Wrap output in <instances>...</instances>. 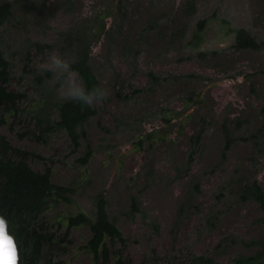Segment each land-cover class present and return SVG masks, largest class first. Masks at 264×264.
<instances>
[{"label":"rangeland","instance_id":"rangeland-1","mask_svg":"<svg viewBox=\"0 0 264 264\" xmlns=\"http://www.w3.org/2000/svg\"><path fill=\"white\" fill-rule=\"evenodd\" d=\"M37 1V0H26ZM60 3V0H49ZM73 14L56 9L46 18L33 17L27 26L10 24L3 28L4 46L12 55V72L8 90L25 92L29 81L23 71L26 68L44 69L47 57L56 50L38 53L30 51L25 60L20 56L21 44L26 37L45 43H54L53 30H62L84 19L91 10L117 5L118 0H75ZM196 12L188 21L186 38L170 42V31L180 29L179 11L185 0H123L125 7L122 25L125 27L115 45L101 38L93 46L92 64L102 86L108 90L107 98L96 104V116L86 129L80 147L74 149L59 130L49 134L34 131V121L14 120L6 113L5 124L0 126V136L14 148L37 154L27 155L30 168L42 172L51 168V181L59 185L72 183L70 201L53 208L44 216L50 233L63 234L65 227L56 230L51 223L57 216L74 214L82 210L90 215L92 196L101 191L108 200V214L128 239L125 245L115 244L112 250L120 249L123 264H157L167 256L177 255L185 262L192 254L206 255L220 264H234L239 255L253 251L244 244L264 231L258 225L257 207L253 203L242 204L232 199L227 207L216 204L219 192L227 198L241 179L256 178L264 191V154L257 156L251 145L239 141L220 159L221 124L223 118L247 119L248 124L237 131V136L246 128H254L262 120L264 107V49L260 52L240 51L232 47V29L245 28L259 41L264 42V0H192ZM113 10L107 19L108 25L116 22ZM149 18L159 20L161 31L144 36V45L133 61V49L123 39L135 41ZM206 20L203 44L198 57L184 49L185 43L199 21ZM119 22V20L117 21ZM168 41L170 43H168ZM214 53V54H212ZM135 63V67L133 65ZM153 71L160 76L195 74L205 79L174 82L168 81L153 87L146 73ZM58 80L54 78L50 85ZM142 92L130 100L124 96L133 90ZM199 92L204 101L190 108L187 94ZM30 93L28 94V96ZM57 96L63 99L60 89ZM15 109L30 110L28 100L18 102ZM173 108L180 117L165 126L160 110ZM193 112L191 119L181 122L184 115ZM118 119L117 122L115 119ZM33 125V126H32ZM31 126V127H30ZM154 133L152 140L146 134ZM201 133L195 147L191 136ZM167 134V135H166ZM40 139H37V136ZM141 139L143 140L142 142ZM196 149L191 157L189 152ZM90 150L92 158L82 167L77 161ZM150 172L146 181L145 171ZM199 180L200 192L192 207L185 210L181 226L172 234L173 218L178 203L184 197L189 176ZM139 202L141 213L131 214L130 196ZM222 208L217 226L209 231L204 226V213ZM155 221L158 230L153 231L149 222ZM86 226L71 229L67 242L53 250L54 261L59 264H92L82 249L89 238ZM225 237L228 242L224 251H216L218 242ZM151 249H154V254ZM182 261V262H183ZM180 262V261H179ZM180 262V263H182ZM182 264H189V263ZM105 264H114L113 258Z\"/></svg>","mask_w":264,"mask_h":264},{"label":"trees","instance_id":"trees-1","mask_svg":"<svg viewBox=\"0 0 264 264\" xmlns=\"http://www.w3.org/2000/svg\"><path fill=\"white\" fill-rule=\"evenodd\" d=\"M123 0H118L117 5L105 9H93L89 14L76 24H72L65 29L56 30L50 26L48 29L53 30L55 37L54 43H45L32 40L25 36L21 48L20 56L25 60L28 59L30 51L38 53L45 50L54 49L64 58L74 60L72 69L82 77L86 85L91 88L96 85L102 86V82L95 72L92 64L93 46L101 40L106 39L110 45H115V41L119 39L125 25H122L125 9ZM56 7L64 10L67 14H73L76 7L75 0H60V3H53L49 0H0V126L5 124V114L14 120L21 121L24 114V120L33 123L34 131L39 134H49L54 130L62 131L66 134L70 145L74 149L80 147V141L86 136V129L90 125V121L96 116L95 107L82 106L79 103L61 99L57 96V91L61 88L58 81L54 85H50L53 74L42 70L26 68L23 71L27 77L29 84L25 92H13L8 90L9 77L13 70L11 65V57L5 49V36L3 28L10 24H17L26 27L30 19L33 17L46 18L49 13L53 12ZM116 13V22L108 25L107 19L112 16L113 10ZM196 12L195 3L192 0H185L179 11L181 20H184L180 29L170 31L169 41H182L186 38L188 32V21ZM119 20V22H117ZM160 19L149 18L143 23L142 31L137 35L135 41L129 40L128 37L123 39L127 47L133 49V61L140 54V47L144 45L145 34L161 31L159 26ZM206 20L199 21L190 38L183 43L184 49L195 53L198 57H205L206 52L199 51L203 44V31L205 29ZM158 30V31H156ZM233 44L235 51H254L260 52L264 49V42L257 40L249 30L245 28L232 29ZM168 41V43H170ZM214 54V53H212ZM134 67L136 66L133 62ZM148 80L153 87L160 86L168 81L181 82L198 80L201 84L205 82L203 78L195 74H180L175 76H160L153 71L146 73ZM103 87V86H102ZM141 90H133L130 95L124 96L125 100H130L140 94ZM30 95L28 96V94ZM187 94V102L190 108L201 105L204 101L199 92L191 91ZM28 100L30 110L23 112L15 109L18 102ZM194 113L189 112L184 115L181 122L187 121L193 117ZM262 120L254 128H246L241 136H237L231 130L242 129L248 124L247 119L223 118L221 124V148L220 159L224 160L233 147L241 141L244 144L251 145L252 152L257 156L264 154V107L262 108ZM160 116L165 126L172 125L175 118L180 117V113L173 108H163L160 110ZM117 122L118 119H115ZM32 125V126H33ZM31 127V126H30ZM154 133L146 134V140H152ZM167 135V134H166ZM40 139V136H37ZM201 139V133L191 136L192 146L197 145V141ZM143 140L141 139L140 142ZM196 152L192 149L189 152L191 157ZM27 155L39 157L37 154L14 148L9 145L5 138L0 136V214H3L9 221V230L18 241L21 250L20 264H59L55 262L53 250H57L60 244L67 242V236L71 229L86 226L89 230V238L86 240L82 249L90 257L92 264H105L113 258L114 264H123L120 249L114 251L112 246L115 244L125 245L128 239L123 235L115 222L108 214V200L104 192H97L92 196L91 205L92 212L90 215L82 210L76 211L74 214L56 217L51 223V227L56 230L65 227L63 234L56 236L55 232L50 233V227L47 226L44 216L53 208L62 203L70 201L69 195L72 194V183L68 185H59L51 181V168L47 167L42 172L34 171L27 163ZM92 158V153L87 150L77 161L82 167L87 166ZM151 175L148 170L145 171L146 181H149ZM199 180L196 176H189L184 197L178 203L173 218V226L171 233L175 232V227L181 226L185 217V210L192 207L195 197L200 192ZM230 197L224 192L217 195L216 204L229 206L232 199L242 204L253 203L258 210V218L256 223L264 227V191L256 178L241 179L237 183L234 190L230 191ZM227 201L226 204H223ZM230 201V202H228ZM131 214L141 213L143 220L145 215L140 209L138 199L130 196ZM222 213V208L214 209L204 213V226L209 231L217 226ZM149 226L153 231L158 230L155 221L149 222ZM228 242L223 237L215 247L216 251H224L226 245L234 244ZM243 244L253 252L249 255L236 256L234 264H264V231L257 237L243 241ZM155 254L156 251L151 249ZM177 255L167 256L165 260L157 264H182ZM189 264H220L213 258L206 255L192 254L185 257L184 263Z\"/></svg>","mask_w":264,"mask_h":264},{"label":"clouds","instance_id":"clouds-1","mask_svg":"<svg viewBox=\"0 0 264 264\" xmlns=\"http://www.w3.org/2000/svg\"><path fill=\"white\" fill-rule=\"evenodd\" d=\"M74 60L51 53L44 64V70L53 74L61 83L60 94L68 101L93 107L102 103L108 90L100 85L89 88L84 79L72 69ZM21 250L15 235L9 230V221L0 214V264H20Z\"/></svg>","mask_w":264,"mask_h":264}]
</instances>
